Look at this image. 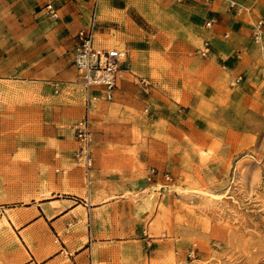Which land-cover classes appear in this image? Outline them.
I'll return each mask as SVG.
<instances>
[{"label": "rangeland", "instance_id": "rangeland-1", "mask_svg": "<svg viewBox=\"0 0 264 264\" xmlns=\"http://www.w3.org/2000/svg\"><path fill=\"white\" fill-rule=\"evenodd\" d=\"M41 8L38 0H0L3 71L23 76L37 62L43 43L34 14ZM96 37L108 39L106 47L118 45L128 53L116 30ZM35 38L39 40L34 43ZM60 56L61 68L67 72L64 78L52 77L44 87H31L18 76L0 92V164L32 169L0 172V184L11 191L18 182L33 181L59 190L55 185L60 181L65 190L85 193L84 173L91 169L95 199L119 201L113 204L120 217L115 226H129L140 216L151 238L168 239L170 249L162 261L264 264V107L256 111L243 104L239 108L238 102L221 103L196 123L181 125V131L158 118L159 107L166 102L153 86L161 69L177 67L181 61L154 52H133V65L124 72L114 99L100 101L91 113L93 165L85 169L73 159L77 147L73 125L84 113V101L73 83L68 44ZM54 81L60 82L58 93ZM176 100L184 103L178 96ZM163 108L166 114L176 109ZM188 110L194 119L195 113ZM159 160L158 175L153 165ZM56 168L67 173L57 174ZM152 169L156 174L149 180ZM4 226L2 219L0 244L18 242Z\"/></svg>", "mask_w": 264, "mask_h": 264}, {"label": "crops", "instance_id": "crops-1", "mask_svg": "<svg viewBox=\"0 0 264 264\" xmlns=\"http://www.w3.org/2000/svg\"><path fill=\"white\" fill-rule=\"evenodd\" d=\"M49 1L38 0L42 8L34 14L43 43L37 62L23 76L0 69V92L18 76L31 87H44L52 77L67 75L60 51L68 44L73 54L74 36L88 21L93 0H55L56 18L43 8ZM97 7L96 34L116 30L128 50L129 66L133 52L181 61L177 67L161 69L153 82L167 104L161 103L159 119L183 131L181 125L196 123L221 103L238 102L239 108L243 104L256 111L264 107V34L261 46L252 35L255 23L264 18V0H99ZM205 41L209 49L202 56L197 49ZM95 42L105 46L109 41L96 37ZM164 88L169 90L166 95ZM168 106L176 109L166 114L163 107ZM185 108H191L188 113H195L194 119ZM161 165L160 160L153 165L158 175ZM14 168L32 171L28 165L0 164L2 173ZM90 172L84 173L85 193L65 190L60 181L54 182L59 190L33 181L18 182L11 191L0 184V225L4 219L8 227L3 229L18 240L0 244V264H168L162 261L170 249L168 239L151 238L140 216L129 226H115L120 217L113 206L119 201L95 199ZM46 190H51L49 195H44Z\"/></svg>", "mask_w": 264, "mask_h": 264}, {"label": "built area", "instance_id": "built-area-1", "mask_svg": "<svg viewBox=\"0 0 264 264\" xmlns=\"http://www.w3.org/2000/svg\"><path fill=\"white\" fill-rule=\"evenodd\" d=\"M98 2L93 0L88 21L76 32L73 45L72 63L76 74L73 80L77 90L82 94L84 101V113L75 121L73 133L77 142V147L73 153V159L85 169H90L93 165L92 141L93 133L91 129V113L97 108L100 101H112L118 83L123 78L124 72L129 69V56L125 49L114 45L106 47L96 44V27L98 23ZM231 5H235L234 2ZM47 12L57 17V10L54 2L45 5ZM211 21L207 22L210 25ZM264 34V18H260L253 28V40L261 46V37ZM209 49V43L205 41L197 53L204 56ZM145 82V79H142ZM55 93L60 91V82H53ZM151 174H156L152 169ZM169 179V175L165 174Z\"/></svg>", "mask_w": 264, "mask_h": 264}]
</instances>
